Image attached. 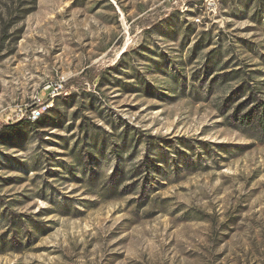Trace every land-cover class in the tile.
<instances>
[{
    "label": "rangeland",
    "instance_id": "1",
    "mask_svg": "<svg viewBox=\"0 0 264 264\" xmlns=\"http://www.w3.org/2000/svg\"><path fill=\"white\" fill-rule=\"evenodd\" d=\"M48 97L0 135V264H264V0H0V124Z\"/></svg>",
    "mask_w": 264,
    "mask_h": 264
},
{
    "label": "trees",
    "instance_id": "2",
    "mask_svg": "<svg viewBox=\"0 0 264 264\" xmlns=\"http://www.w3.org/2000/svg\"><path fill=\"white\" fill-rule=\"evenodd\" d=\"M212 52H214V51H211L210 53H212ZM231 72H233V71H231ZM234 73H235V75L239 76L238 74H240V69H237L236 71H234ZM96 75H97V73L90 74V76L87 78V80L80 79V78H71V79L68 80V82L66 83L65 86H66V88H69L71 85H75L76 87L81 88V87H83L86 84L87 81L93 80V78ZM251 81H253L252 78L250 80H248L247 82H244V84L241 85L240 89H241L242 93L247 91L249 93V99L253 100L252 95L254 94V90H255L256 86H252L251 87V83H250ZM50 99H51V97H48L46 99L42 98V100H44L43 103L42 104H37V105L35 104L34 108H39L42 105L49 104ZM256 107L258 108V111L261 112V115H260V117H259V119L257 120L256 123H257V126L260 128V130L264 131V109H263V107H259V105H256ZM251 113H252V110H251ZM23 116H24V118H22L21 121H19V122H13V123H8V124L1 123L0 124V135H2L8 129L13 128V127H15L16 125H18L20 123H23V122L35 123V122H32L30 120L28 115H23ZM42 117H40L37 121H40ZM251 117L252 116L248 115V112H247V114H245L244 118L241 119V122L244 123L246 121L247 123H249L251 121ZM131 132L132 131H130V130L124 131V134L122 136V143H123V146H124L123 148H130L132 146V144H134V146H133V149H134L135 143L138 142V141H136V139L134 137V133H133V136L130 137ZM90 139H91V142H92L94 148L98 146V141L99 140H101V144L102 145L105 143V136L99 135L96 132L91 135ZM116 146H117V149H118L117 157L119 159L118 167H119V165H121V166L125 165L126 162H127V164L129 162L131 163L133 161V159L136 157V155H130L129 157H127V159L126 158L124 159L123 155H121V152L119 151V147L120 146L119 145H116ZM123 150H125V149H123ZM154 154L157 155L156 153H154ZM124 160H125V162H123ZM161 163L163 164V168H159L160 165H156V167L158 169H161L165 173L166 172V167L168 166L167 165V160H163V161H161ZM140 170H141V167H132L131 169H127V170H118L117 169L116 172H118V171L120 172L121 171V177H119L121 179L116 181V177H113L112 181H115L116 183L118 181H119V183H123V182H125L127 180L134 179L137 176H140L142 174ZM155 174L156 175H151V177L155 176V177H158L160 180H163L162 179V175H161L163 173H160V171H155ZM97 176H98V174H97ZM91 180H92V178H87L86 173H82L81 184H83V183L86 184L87 183V184H89V186L94 187L95 189L98 188V191H94L92 193L94 195L99 194V190L104 191V189L107 187V184H105V182L103 184H99V182L92 183ZM115 191H116V188H115ZM6 219H8V221L12 223V226H16L18 224V221L21 220V215H18V214H13V215L8 214L7 215V213H5V214H3L2 220L4 221Z\"/></svg>",
    "mask_w": 264,
    "mask_h": 264
},
{
    "label": "built area",
    "instance_id": "3",
    "mask_svg": "<svg viewBox=\"0 0 264 264\" xmlns=\"http://www.w3.org/2000/svg\"><path fill=\"white\" fill-rule=\"evenodd\" d=\"M31 115H29V118L32 119L34 116H38L39 114H41V110L39 109H33L32 112L30 113Z\"/></svg>",
    "mask_w": 264,
    "mask_h": 264
},
{
    "label": "bare ground",
    "instance_id": "4",
    "mask_svg": "<svg viewBox=\"0 0 264 264\" xmlns=\"http://www.w3.org/2000/svg\"><path fill=\"white\" fill-rule=\"evenodd\" d=\"M42 116V111L41 114H39L38 116H34L31 121L36 122L40 117Z\"/></svg>",
    "mask_w": 264,
    "mask_h": 264
}]
</instances>
